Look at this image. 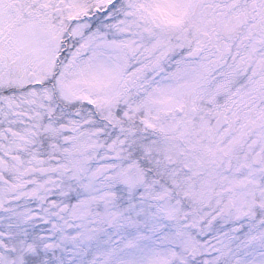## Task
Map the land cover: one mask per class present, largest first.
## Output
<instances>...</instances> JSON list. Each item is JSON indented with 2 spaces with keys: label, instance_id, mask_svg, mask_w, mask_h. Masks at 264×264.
<instances>
[{
  "label": "snow or ice",
  "instance_id": "6c2138e0",
  "mask_svg": "<svg viewBox=\"0 0 264 264\" xmlns=\"http://www.w3.org/2000/svg\"><path fill=\"white\" fill-rule=\"evenodd\" d=\"M0 264H264V0H0Z\"/></svg>",
  "mask_w": 264,
  "mask_h": 264
}]
</instances>
